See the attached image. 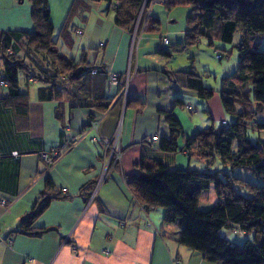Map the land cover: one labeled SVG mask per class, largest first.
Masks as SVG:
<instances>
[{"label":"crops","instance_id":"0c3cea01","mask_svg":"<svg viewBox=\"0 0 264 264\" xmlns=\"http://www.w3.org/2000/svg\"><path fill=\"white\" fill-rule=\"evenodd\" d=\"M47 3L57 50L74 48L72 56L63 55L74 61L84 56L86 67L100 72H87L74 81L61 77L52 87L19 72L20 96L15 98L0 84V201H7L0 204V264H173L175 259L211 264L177 241L180 228L163 222L161 208L142 210L127 179L139 174L142 155L161 159L169 168L214 170L217 158L208 161L196 147L186 151L183 146L209 125L232 121L220 102L221 83L212 89L202 79L213 91L209 99L182 86L172 75L175 70L149 51L145 32L133 36L114 24L105 1ZM31 13L29 0H0V36L34 31ZM76 18L78 26L73 25ZM17 43L18 55L27 61L25 40ZM109 74L118 77L117 83L109 82ZM41 88H51L56 96L39 98ZM169 111L182 128L175 151L159 148L160 140L170 137L164 115ZM92 119H98L97 128L87 129ZM154 134L157 141H150ZM106 142L114 143L118 160L110 156ZM50 149L60 154L46 168L39 153ZM47 180L53 190L46 191ZM44 190L59 196L50 198L32 224L34 230H46L25 235L20 222ZM216 201L210 184L200 193L198 207ZM232 231L241 233L236 227Z\"/></svg>","mask_w":264,"mask_h":264},{"label":"trees","instance_id":"16d2710c","mask_svg":"<svg viewBox=\"0 0 264 264\" xmlns=\"http://www.w3.org/2000/svg\"><path fill=\"white\" fill-rule=\"evenodd\" d=\"M91 1H105L114 15V24L129 33L133 32L136 20L142 32L158 30L159 21L152 18L150 13H145L148 1ZM29 2L34 31H6L0 36V81L5 83L10 98L20 96L19 72L52 87L61 81V77L74 81L92 69L86 67L84 56L74 61L57 50L47 0ZM162 4L167 7H191L185 32L186 45L195 43L201 36L210 39L208 34L212 32L222 42L231 43L233 35L239 32L240 39L235 46L237 68L223 76L219 90L222 107L233 119L229 123L225 121L226 125H209L198 131L185 141L183 147L187 151L194 146L208 161L217 158L221 164L232 169L247 168L253 178L244 180L225 172L221 175L218 169L169 168L161 159L142 155L138 164L139 174L128 178L127 186L135 200L143 206L161 208L163 222H174L180 228L177 241L199 252L206 262L264 264V139L252 141L249 136V130H264V121L258 123L254 116L255 111L264 113V50H259L258 40L259 35L264 34V0H165ZM73 12L70 10V13ZM21 38L25 40L24 56L27 61L18 55V48L21 47L17 41ZM160 52L170 55L165 49ZM215 53V57L219 54L217 59L223 57L217 51ZM33 54H41L44 62L39 64ZM97 70L99 73L100 69ZM172 75L182 86L196 91L202 99H209L213 95L212 89L203 85L201 76L192 71L179 70ZM49 89H39V98L55 97L56 93ZM164 115L170 137L161 139L159 148L175 151L182 128L171 111ZM210 184L213 185L217 201L201 210L198 207L200 193ZM45 187L46 191L54 189L49 180ZM46 191L41 193L36 205L20 222V232L25 235L34 237L46 230H34L32 227L50 198L59 197L58 194L47 195ZM223 227H236L245 233V242L241 245L232 243L220 235Z\"/></svg>","mask_w":264,"mask_h":264},{"label":"rangeland","instance_id":"374dc122","mask_svg":"<svg viewBox=\"0 0 264 264\" xmlns=\"http://www.w3.org/2000/svg\"><path fill=\"white\" fill-rule=\"evenodd\" d=\"M110 15L113 13L110 11ZM191 14V7L188 5H175L167 7L164 4H155L150 10V15L152 18H155L159 21L157 31H146L144 33V39L150 41L149 51L154 55H157L162 61H164V66L167 68H172L173 70L180 71H192L205 81L204 83L212 88H219L221 83V78L225 75L232 73L238 65V55L235 49V46L239 42L240 34L237 31L232 38L231 43H224L218 39L217 35H214L213 32L209 33L208 36L210 39L201 36L195 43L191 45H186V36L185 32L187 31V17ZM74 26L80 24L79 19L73 20ZM137 23V24H136ZM133 36L138 34L142 29L136 20ZM217 27V25H216ZM72 38L75 40L77 37L73 34ZM166 37L169 41V44L165 46L166 52L170 55L166 56L161 53L156 52V48L159 46L161 38ZM134 40V38H133ZM259 40V50H264V34H260L258 37ZM138 39L135 42V46L138 45ZM144 41V40H143ZM210 42V43H209ZM222 54L221 59L215 57V52ZM60 52L66 54V56H72L74 48L64 47L60 49ZM36 61L41 64L44 62L42 55L36 54L33 55ZM255 111V105L253 104ZM192 112H195L196 109ZM255 121L262 123L264 121V113L255 111ZM228 119L232 115L227 114ZM222 123V122H221ZM250 138L255 141L259 138H264V132H259L258 130L251 131L249 130ZM214 170L218 169L222 173H228L240 177L244 180H252L250 171L244 167L230 168L228 165H223L219 160H216V163L213 165ZM211 205H204L203 203L199 204L201 210L209 208ZM220 235L228 238L232 243L243 244L246 240V234L232 231V227H223L220 230Z\"/></svg>","mask_w":264,"mask_h":264},{"label":"built area","instance_id":"2783aa9c","mask_svg":"<svg viewBox=\"0 0 264 264\" xmlns=\"http://www.w3.org/2000/svg\"><path fill=\"white\" fill-rule=\"evenodd\" d=\"M145 1L146 2L148 1V7L146 8V11H145L146 15H148L150 13V10H151V8H152L153 5H155V4H162L165 0H145ZM78 33H81V32L79 31ZM168 43H169L168 39L166 37H162L161 38V41H160V44L157 47V50L159 52L160 51H163L165 49V46ZM99 46H102V43H99ZM216 57L219 58V54H217ZM90 73L91 74H97L98 73V70L96 68H94V69H92L90 71ZM108 80H109L110 83H117L118 77L116 75L109 74L108 75ZM125 83H126V81H125ZM0 84L3 85V86L5 85V83L3 81H0ZM186 109L189 110V111H193L194 110L189 105L186 106ZM222 124L223 125H226V122L225 121H222ZM97 125H98V119H92V120L89 121V123L87 125V129H96L97 128ZM157 139H158V137H157L156 134H154V135H152V136L149 137V140L150 141H157ZM105 145H106V149H109V151H110V156L114 157L115 160H118L120 158V152L119 151H116L114 149V143L111 144L110 142H106ZM11 154L17 155L16 152H13ZM59 154H60L59 151L58 150H55V149H52L50 151L45 150V151H41L39 153V157L44 162L45 167L46 168H49V167H51L53 165L54 161L58 158ZM6 203H7V201L5 199H3V200L0 201V204L1 205H5ZM142 210L143 211H146V207L143 206L142 207ZM146 225L149 226L150 225V222H147ZM6 242H7V244H10L11 243V239L10 238H7ZM103 253L105 255H107L109 252H108V250L105 249V250H103ZM173 264H181V263H180V260L175 259L173 261Z\"/></svg>","mask_w":264,"mask_h":264}]
</instances>
